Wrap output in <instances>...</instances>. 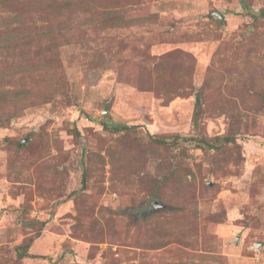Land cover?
I'll use <instances>...</instances> for the list:
<instances>
[{
    "label": "rangeland",
    "instance_id": "374dc122",
    "mask_svg": "<svg viewBox=\"0 0 264 264\" xmlns=\"http://www.w3.org/2000/svg\"><path fill=\"white\" fill-rule=\"evenodd\" d=\"M122 12L155 17L120 29L73 17L79 40L46 60L32 46L27 69L6 74L26 95L0 111L11 114L0 264H264V0H138ZM141 70L152 74L139 85ZM157 135L231 140L168 147Z\"/></svg>",
    "mask_w": 264,
    "mask_h": 264
},
{
    "label": "trees",
    "instance_id": "16d2710c",
    "mask_svg": "<svg viewBox=\"0 0 264 264\" xmlns=\"http://www.w3.org/2000/svg\"><path fill=\"white\" fill-rule=\"evenodd\" d=\"M129 1L137 2L138 0H0V8L8 9L9 12V14L0 17V111H3L6 106L15 105L26 95L24 90L6 88V74H13L17 71L18 68L15 67L21 66L23 69H27L28 57L34 53L31 51L32 46L37 48V53L43 59H48L46 56H51L50 51L53 48L72 42L73 34H76L75 39L79 40L80 35L85 33V29L80 24L86 23L88 19L99 28L120 29L151 21L155 17L151 14L146 16H138L133 13L123 14L122 7L124 3ZM34 13L37 22L41 21L45 24L40 25L33 20L32 15ZM73 17L83 22L76 21L74 23ZM72 28L78 31L74 33ZM51 38L55 41L50 40ZM12 58L15 59L16 64H12ZM23 59H25L26 65H22ZM166 67L164 63H160L151 71L154 74L163 73ZM29 68L33 69V66H29ZM179 72L172 69V77H179L177 76ZM152 73L141 70L136 76V79L138 78L136 83L141 85L143 80L151 81L150 75ZM48 74L50 72L45 67L44 75ZM176 80L178 81L180 78L174 79V81ZM172 81L173 79L170 82V90L175 87ZM195 108H199V105L196 104ZM3 115L4 113L0 115V125L4 123L3 121H8L11 116V114H6L5 118L2 119ZM101 123L103 129L113 132L128 131L134 127L122 123ZM74 132L75 135H79L76 128H74ZM180 139L183 141L194 139L196 147L202 149H217L222 145L223 140H231L230 137H216L210 141L197 137L179 138L178 135H157L150 138L154 144L168 147L178 145ZM156 200L159 201L160 199ZM40 223L42 225L43 222ZM32 241V237L28 238L25 244L17 248V254L21 257H28L27 249Z\"/></svg>",
    "mask_w": 264,
    "mask_h": 264
},
{
    "label": "water",
    "instance_id": "95a60500",
    "mask_svg": "<svg viewBox=\"0 0 264 264\" xmlns=\"http://www.w3.org/2000/svg\"><path fill=\"white\" fill-rule=\"evenodd\" d=\"M212 14L215 15L216 17H218L219 19H223V17H224L221 12L215 11V12H212ZM194 101H195V103L199 102V98H198V94L197 93H195V100ZM25 140L26 139H23L22 142H25ZM261 245H262V243L258 242V243L255 244V247H260Z\"/></svg>",
    "mask_w": 264,
    "mask_h": 264
}]
</instances>
